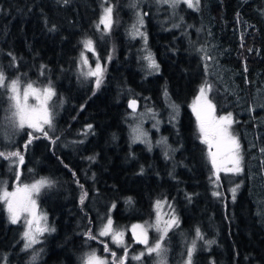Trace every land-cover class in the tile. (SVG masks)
Instances as JSON below:
<instances>
[{
	"label": "trees",
	"instance_id": "obj_1",
	"mask_svg": "<svg viewBox=\"0 0 264 264\" xmlns=\"http://www.w3.org/2000/svg\"><path fill=\"white\" fill-rule=\"evenodd\" d=\"M148 1L0 0L6 83L56 93L47 136L15 128L12 147L0 144V152L24 157L20 172L15 158L0 157V186L48 181L38 204L55 230L25 249L23 225L0 202V264H84L92 252L119 264L126 247V264H139L131 226L154 222L157 201L179 221L166 238L185 256L173 264H185L194 240L192 264H264V0H199L176 10ZM105 7L113 8L111 31L97 27ZM137 22L144 40L133 34ZM149 55L158 68H147ZM97 62L99 88L84 74ZM206 85L217 114H232L243 156V172L219 180L192 110ZM9 92L0 88V117ZM130 99L140 102L136 113ZM136 114L152 118L144 123ZM137 126L146 143L134 142ZM109 218L126 232L123 248L99 235ZM150 234L153 244L158 234Z\"/></svg>",
	"mask_w": 264,
	"mask_h": 264
},
{
	"label": "snow or ice",
	"instance_id": "obj_2",
	"mask_svg": "<svg viewBox=\"0 0 264 264\" xmlns=\"http://www.w3.org/2000/svg\"><path fill=\"white\" fill-rule=\"evenodd\" d=\"M163 3H168L172 7H175L178 3H186L189 8L195 7L199 3V0H162ZM140 24H143L142 18L139 20ZM103 26L106 31H111L113 25V8L105 7L103 10V15L100 17L97 27ZM134 35H143L133 26ZM84 48L88 51L94 52L93 42L91 40H85L83 42ZM82 64L88 65V59L82 54ZM149 60V66L152 68H158L159 66L152 59L151 55L147 57ZM103 69L99 62L96 63L95 68L89 66L88 71L84 73L89 77H96V87L99 88L101 84ZM6 76L2 71H0V88L9 89L11 95L9 100L11 101V123L16 127L22 129L25 126L34 129L37 132H41L44 136L48 133L44 129V125L51 127L52 125V113L49 110V101L56 95L55 90L49 86L43 89L34 87L33 84H27L26 88L21 92L20 83L18 79H14L10 84L6 83ZM211 90V85H206L200 89V95L196 98L193 103V112L196 114V119L198 122V131L200 133L202 142L208 146V157L215 170V175L219 179V173L221 171L225 173L239 174L243 172L242 162L243 156L241 154V146L238 138L232 134L230 131L232 124L234 123L231 113L222 116H216V106L209 100L206 96V91ZM29 97H33L36 104H29ZM136 101L130 102L129 107L133 110L136 109ZM89 128L91 126L89 125ZM134 142L135 141H146V133L139 127L133 128ZM31 143V140H29ZM27 147V145H25ZM215 149V151H213ZM264 152V149H261ZM0 157L4 159L12 160L15 158L19 164H23L24 157L19 151L11 152H0ZM91 159V158H90ZM49 182L46 180H39L33 184H24L22 186L18 185L14 191H8L7 187L0 186V202L6 205V210L9 215V219L13 224L20 222L21 217H24V222L26 226V231L23 233L26 243L24 245L25 249L32 248L34 244L39 243V236L43 235L45 232L54 231L55 229H49L46 224L42 225L41 221H46V216L38 214V208L35 199H33V194H38L42 187L48 185ZM236 189H232L233 198L235 196ZM213 195H220L218 192L213 193ZM87 193L81 197V203H83L84 198ZM131 203V198H129ZM162 203L166 201H157V215L156 222L152 225L134 224L131 226L132 234L137 243L145 246L146 252H141L139 255L133 257L135 260H141L145 254L153 255L159 259L156 264H167L165 258V253L167 249L164 247V240L168 236L169 231L174 227L178 226V218L175 215L169 216L168 219L162 220L160 215V209ZM114 207V205H113ZM149 228H154L159 234L157 239L153 244H149ZM100 236L111 235L112 241L114 243L123 245V231H115L113 229V221L111 218L107 220V223L99 232ZM195 235L199 239H203L200 230L197 228L195 230ZM88 236L90 239H95L94 236L89 232ZM196 243L195 240L192 242L191 248L188 250L187 264H192V254L195 251ZM104 251L108 252L107 245H105ZM113 259H115L116 254L112 253ZM35 260L36 257H33ZM127 261V251L120 258L119 264H126ZM84 264H108V261L102 259L95 252L90 253Z\"/></svg>",
	"mask_w": 264,
	"mask_h": 264
},
{
	"label": "rangeland",
	"instance_id": "obj_3",
	"mask_svg": "<svg viewBox=\"0 0 264 264\" xmlns=\"http://www.w3.org/2000/svg\"><path fill=\"white\" fill-rule=\"evenodd\" d=\"M152 2V0H149L148 1V3H151ZM193 2L195 3V0H193ZM180 4H185L186 6H187V4L186 3H183V2H180V3H178L175 7H172L170 4V7L172 8V10H176L177 9V7H178V5H180ZM196 6H197V4H196ZM195 6V7H196ZM195 7H192V8H195ZM135 28L139 31V33H142L143 35H136V36H138V37H141V38H143V40H144V29H143V26H141L138 22H137V24L135 25ZM199 32V31H198ZM149 52H147V54H148ZM146 54V55H147ZM147 57L148 56H146L144 59H145V61H146V59H147ZM154 60V59H153ZM147 61H148V65H147V68H150V66H149V60L147 59ZM155 61V60H154ZM147 63V62H146ZM156 63V62H155ZM25 74H24V78H25ZM20 83V88H21V92H23V89L24 88H26V86H27V84H25V85H23L22 84V81H20L19 82ZM34 87H36V88H40V87H37V86H34ZM40 89H43V88H40ZM11 95V93L9 92L7 95H6V97L4 98L5 99V103H3V105H2V109H3V113H2V115H1V117H0V144H3L4 146H6V148H7V144H8V146H11L12 147V143L14 144L15 143V139H14V136L12 135V132H13V130L16 128V129H18V130H21V132H23V131H26V130H24V129H28V130H30L33 134H42L41 132H37V131H35L34 129H31V128H28L27 126H25L24 128H22V129H20V128H18V127H16L13 123H11L10 121H11V116H12V112H11V101L9 100V96ZM200 95V92L198 93V95L196 96V98L198 97ZM206 96H207V98L209 99V100H211V98H210V95H209V93H208V91H206ZM196 98L194 99V101H193V103L196 101ZM211 102L213 103V101L211 100ZM28 103L29 104H36L37 102L35 101V99L33 98V97H29V101H28ZM193 103H192V110H193ZM214 104V103H213ZM49 110L51 111V109H50V106H49ZM134 113H136V112H134ZM194 113V112H193ZM194 115H195V118H196V114L194 113ZM215 115L216 116H222V115H218L217 114V111L215 112ZM136 117L138 118V119H140V120H144V123H148L149 122V120L152 118V116H149L148 118H143V117H141V116H139V114H136ZM196 122H197V119H196ZM197 125H198V122H197ZM48 127V125H44V129H46ZM145 133H146V130H143ZM230 131L232 132V129H230ZM232 134L233 135H235V133H233L232 132ZM29 134H27V136H28ZM199 135H200V133H199ZM236 136V135H235ZM237 137V136H236ZM28 138H31L30 137V135L28 136ZM200 138H201V136H200ZM238 138V137H237ZM20 139H23V137H21ZM32 139V138H31ZM146 141H147V139H146ZM140 142H143V141H140ZM201 142H202V139H201ZM144 143H146V142H144ZM203 143V142H202ZM240 143V142H239ZM204 144V143H203ZM206 147H207V149H208V146L206 145V144H204ZM213 151H215V149H213ZM14 165L15 166H17L18 167V172H20L21 170H22V164H19L18 163V161L17 160H15V162H14ZM213 172H214V175H215V170L213 169ZM223 173H225V172H223V171H221L220 173H219V179H220V176H221V174H223ZM215 177H216V175H215ZM216 179H217V177H216ZM218 179V180H219ZM39 181V180H38ZM35 182H37V181H34V182H30L29 183V185L30 184H33V183H35ZM24 184H26V183H21V182H18L17 180H15L14 182H13V186H12V188L11 189H7L8 191H14L15 190V188L18 186V185H20V186H22V185H24ZM42 189V188H41ZM40 192H41V190H40ZM40 192L38 193V194H33V199H35V201H36V204H37V208H38V214H40V215H43V216H46V214H44L43 213V211L41 210V208L39 207V204H38V196L40 195ZM102 201V200H101ZM6 206V205H5ZM160 211V215H161V218H162V220H166V219H168L169 218V216H171L172 214L169 212V211H167L166 209H164L163 207H161V209L159 210ZM156 215H157V211H156ZM156 215H155V221L154 222H151V223H149L148 225H152V224H155V222H156ZM19 224H22L23 225V229H24V232L27 230L26 229V226H25V222H24V217H21V220H20V222H18ZM41 223H42V225H44V224H46V226L49 228V229H51V226H50V223L48 222V218L46 217V221H41ZM113 229L115 230V231H121L120 229H118L117 227H115L114 225H113ZM155 231L156 232V230L154 229V228H149V232H148V235H149V244L151 245L152 244V239H153V235L151 236V231ZM131 231V230H130ZM51 231H48V232H45L43 235H45V234H49ZM157 233V232H156ZM125 234H126V232H124V237H123V241H124V244H125ZM158 234V233H157ZM43 235H41V236H39V241L42 239V237H43ZM159 235V234H158ZM110 237H111V235H109ZM131 236H132V238H133V244L132 245H134V244H137V245H139L140 246V249L138 250V253L140 254L141 252H146V249H145V246L144 245H142V244H140V243H137L136 241H135V238H134V236H133V234H132V231H131ZM112 239V238H111ZM157 238H155V240H156ZM167 239V241L165 242V244L169 247V249L166 251V253H165V258H166V260H167V264H173V260H179V259H181L182 257H184L185 255H180V254H176V251L175 250H171L170 249V247H172V245H173V242L171 241V240H169L168 238H166ZM172 242V243H171ZM185 243H186V246H185ZM124 244L123 245H120V244H117L116 243V247L117 248H123V246H124ZM182 244H183V248L185 249V248H187V242L185 241V240H183L182 241ZM35 245V244H34ZM33 245V246H34ZM32 246V247H33ZM200 247H198V246H196V248H195V251L196 250H198ZM128 250V247H126V249H125V251H127ZM125 251H123L122 253H124ZM173 252L176 254V255H174L173 254ZM139 254H137V255H139ZM185 254V253H184ZM102 259H105L104 257H101ZM159 258L158 257H156L155 256V254H153V255H147V254H145L144 256H143V258L141 259V260H135L134 262H137L138 261V263L139 264H145L146 262H151V263H153V264H156V261L158 260ZM106 260V259H105ZM187 260H188V258L187 259H185V264H187Z\"/></svg>",
	"mask_w": 264,
	"mask_h": 264
},
{
	"label": "water",
	"instance_id": "obj_4",
	"mask_svg": "<svg viewBox=\"0 0 264 264\" xmlns=\"http://www.w3.org/2000/svg\"><path fill=\"white\" fill-rule=\"evenodd\" d=\"M133 100H135V101H136V104H137L135 110H133L131 107H129L130 102L133 101ZM127 105H128V109H129L131 112H137V111L139 110V107H140V102H139L137 99H130V100L128 101V104H127Z\"/></svg>",
	"mask_w": 264,
	"mask_h": 264
}]
</instances>
